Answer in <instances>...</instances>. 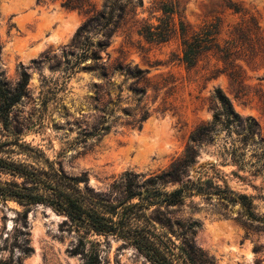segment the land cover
<instances>
[{
	"label": "rangeland",
	"instance_id": "1",
	"mask_svg": "<svg viewBox=\"0 0 264 264\" xmlns=\"http://www.w3.org/2000/svg\"><path fill=\"white\" fill-rule=\"evenodd\" d=\"M63 1L0 0V81L12 93L22 73L28 78L21 100L0 109V160L74 180L82 196L111 205L125 196L124 174L138 175L143 198L132 211L179 264H264V0H172L176 29L212 39L193 68L181 61L178 30L161 44L138 34L144 20L158 25L159 0H142L102 50L100 33L77 40L86 18ZM103 1L92 0L98 9ZM70 16L74 28L63 36ZM216 90L239 119L196 148L180 182H151L183 161L190 135L213 120ZM142 109L149 117L138 128ZM160 126L167 151L158 137L146 151L144 136ZM182 184L204 192L183 191L181 204L169 205L163 194ZM32 187L0 170V264H151L131 240L12 198L47 195Z\"/></svg>",
	"mask_w": 264,
	"mask_h": 264
},
{
	"label": "trees",
	"instance_id": "2",
	"mask_svg": "<svg viewBox=\"0 0 264 264\" xmlns=\"http://www.w3.org/2000/svg\"><path fill=\"white\" fill-rule=\"evenodd\" d=\"M158 2L159 10L162 12V16L157 20L158 25L153 26L144 20L139 24L138 34L148 43L161 44L168 42L178 30L182 46L181 61L187 68H193L205 53L211 51L212 39L210 35L206 33L192 34L182 23H180L179 29H176L173 19L174 3L172 0H159ZM142 6V0H104L99 9L93 4L92 0H64L62 2V7L67 10H75L86 18L77 32V40L83 37L87 38L90 33L101 34V39L96 44L99 50L107 46L106 41L117 31L127 15L133 13L137 7ZM125 72L130 71L126 69ZM133 74L139 77L142 73L136 70ZM27 84L28 78L22 73L16 88L12 93H9L0 81V109L4 111L18 103L25 94ZM214 99L219 103L220 109L210 123L199 125L190 135L183 161L176 162L170 170L162 173L161 176L152 178L151 182L164 183L166 182L165 179L180 182L183 175L181 165L185 167L194 162L196 148L211 141L217 126H229L239 119L238 115L234 113L230 101L220 90L215 91ZM148 117V110L142 109L133 126L140 128ZM105 132H107V129H105ZM0 170L9 171L20 176L33 186V190L39 191L42 189L47 193V195H39L32 192V189L17 190L12 194V198L15 200L48 204L65 214L69 219L84 223L97 234H116L124 239L131 240L133 245L145 254L151 264H179L174 259L166 241L155 237L140 222V217H136V214L132 211L135 207L141 205L131 203V201L137 197L143 198L142 193L135 190L137 186L135 181L138 175L124 174L122 179L124 180L125 196L118 204L111 205L107 200L99 197H88V194L82 196L80 191L74 187L76 185L74 180H69L63 176L58 177L55 173L52 174L54 177L51 178L45 171L27 170L26 167L10 165L3 160H0ZM183 191L194 194H203L204 192L200 186L194 187L182 184L180 188L164 193L165 201L169 205L181 204ZM51 196L52 199H50ZM241 204L250 211V204L246 197H241ZM207 264L212 263L208 262Z\"/></svg>",
	"mask_w": 264,
	"mask_h": 264
},
{
	"label": "bare ground",
	"instance_id": "3",
	"mask_svg": "<svg viewBox=\"0 0 264 264\" xmlns=\"http://www.w3.org/2000/svg\"><path fill=\"white\" fill-rule=\"evenodd\" d=\"M19 2H22V3H27V2H32V0H19ZM70 18V20L69 21H67V24H66V30H64V31H62V32H64V33H62V35L63 36H68L69 35V33H71L72 31V27L74 28V26H73V17L72 16H70L69 17ZM61 35V36H62ZM71 35V34H70ZM59 38H61V37H59ZM63 38V37H62ZM66 38H68V37H66ZM65 38V39H66ZM64 39V40H65ZM21 49V48H20ZM19 49V50H20ZM21 52H22V50H21ZM20 53V52H19ZM24 53V52H23ZM22 55V54H21ZM167 132V131H166ZM166 132H165V129L162 127V126H160V128L159 129H157V130H155V131H150V132H148L145 136H144V139H145V143L142 145L141 143V146H143L145 149H146V151L147 150H150V148L151 149H154V148H152V147H146L147 146V142H146V140L147 139H150V138H154V137H158L157 138V140H158V145H159V150L160 151H167V149L166 148H168V147H166V142H165V140H166V138H167V134H166ZM142 141V140H141ZM140 141V142H141ZM155 142H156V140H155ZM143 143V142H142ZM153 144V143H152ZM150 146H151V144H149ZM139 146V145H138ZM141 146H139L140 148H142ZM143 149V148H142ZM151 151V150H150ZM144 152V151H143ZM145 154V153H144ZM226 230V229H225ZM222 231H224L223 229H222ZM226 232H229V231H226Z\"/></svg>",
	"mask_w": 264,
	"mask_h": 264
}]
</instances>
